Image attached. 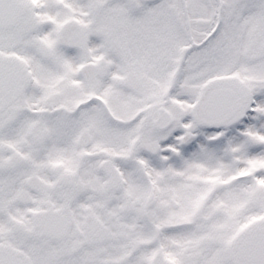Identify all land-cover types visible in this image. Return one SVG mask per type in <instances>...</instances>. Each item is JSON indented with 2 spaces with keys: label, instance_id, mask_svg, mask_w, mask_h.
I'll use <instances>...</instances> for the list:
<instances>
[{
  "label": "snow or ice",
  "instance_id": "obj_1",
  "mask_svg": "<svg viewBox=\"0 0 264 264\" xmlns=\"http://www.w3.org/2000/svg\"><path fill=\"white\" fill-rule=\"evenodd\" d=\"M0 264H264V0H0Z\"/></svg>",
  "mask_w": 264,
  "mask_h": 264
}]
</instances>
